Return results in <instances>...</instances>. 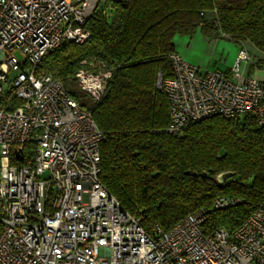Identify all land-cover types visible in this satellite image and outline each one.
Masks as SVG:
<instances>
[{
  "label": "built area",
  "instance_id": "1",
  "mask_svg": "<svg viewBox=\"0 0 264 264\" xmlns=\"http://www.w3.org/2000/svg\"><path fill=\"white\" fill-rule=\"evenodd\" d=\"M99 4L0 0V264H264V202L232 232L206 234L199 208L149 233L143 216L102 183L104 133L57 77L38 71L63 41L89 38L84 24ZM169 61L172 76L156 83L169 101L165 132L182 135L214 115L250 116L264 127V79L247 72L244 43L227 70L202 68L176 51ZM80 64L77 86L101 101L112 66L98 58ZM240 201L219 196L214 207Z\"/></svg>",
  "mask_w": 264,
  "mask_h": 264
},
{
  "label": "trees",
  "instance_id": "2",
  "mask_svg": "<svg viewBox=\"0 0 264 264\" xmlns=\"http://www.w3.org/2000/svg\"><path fill=\"white\" fill-rule=\"evenodd\" d=\"M197 28L210 37L223 33L239 46L248 42L264 54V0H100L84 24L89 38L63 41L38 70L57 77L91 111L104 133L101 181L126 210L143 216L149 233L155 225L167 231L199 208L206 212V234L219 227L232 232L264 202V127L252 117L214 115L182 135L164 131L169 101L157 79L172 76L175 34ZM91 58L105 61L112 72L102 100L87 104L78 92L89 95L74 75L81 60ZM224 171L233 175L220 184L216 176ZM219 196L241 201L217 208Z\"/></svg>",
  "mask_w": 264,
  "mask_h": 264
},
{
  "label": "rangeland",
  "instance_id": "3",
  "mask_svg": "<svg viewBox=\"0 0 264 264\" xmlns=\"http://www.w3.org/2000/svg\"><path fill=\"white\" fill-rule=\"evenodd\" d=\"M212 38H216V41L219 43L216 47L212 40H210L211 37L205 35L200 28H197L191 33L175 34L173 37V43L177 52L188 57L189 62L193 64L199 65L202 68H210L208 70H217L216 68L219 70H225L227 67L229 69L234 62L231 61L234 49L233 41L224 35ZM246 45L251 48L254 47L248 42H246ZM255 50L258 51L256 48ZM257 68L261 69L258 64H256L247 67L246 70L247 72H249V70L254 72ZM72 89L78 92L76 86H73ZM78 94L81 101L87 104L93 102L90 96H86L79 92Z\"/></svg>",
  "mask_w": 264,
  "mask_h": 264
},
{
  "label": "crops",
  "instance_id": "4",
  "mask_svg": "<svg viewBox=\"0 0 264 264\" xmlns=\"http://www.w3.org/2000/svg\"><path fill=\"white\" fill-rule=\"evenodd\" d=\"M210 40H212V42H213V44H214V46L216 47V45H218L219 43L216 41V38H212L211 37V39ZM233 45H234V49H233V56H232V60L231 61H234V59H235V57H236V55H237V52H238V49H239V45L237 44V43H235V42H233ZM246 46V48H247V50H248V52L250 53V55H251V57H252V63L249 65V66H251V65H256V64H258V60H264V54H262V53H259L258 51H256L255 50V48L254 47H248L247 45H245ZM233 48V47H232ZM175 51L177 52V50L175 49ZM177 53H179L180 55H181V53L180 52H177ZM184 59H186V60H188L189 58L188 57H186L185 55H181ZM189 61V60H188ZM231 64V63H230ZM207 69H210V68H207ZM217 70H219L218 68H216ZM228 69V67L225 69V70H227ZM249 73H253L254 74V76L255 77H257V78H259V79H262V78H264V65H262V67H261V69H256V71H250L249 70ZM257 74V75H256ZM258 74H260V75H258Z\"/></svg>",
  "mask_w": 264,
  "mask_h": 264
},
{
  "label": "water",
  "instance_id": "5",
  "mask_svg": "<svg viewBox=\"0 0 264 264\" xmlns=\"http://www.w3.org/2000/svg\"><path fill=\"white\" fill-rule=\"evenodd\" d=\"M16 156L19 157L21 159V153L20 151H17L16 152ZM195 174V173H194ZM203 176H205V173H202ZM233 175V172H230V171H224V172H221L219 173L217 176H216V179L217 181L220 183V184H223L224 181L231 177Z\"/></svg>",
  "mask_w": 264,
  "mask_h": 264
}]
</instances>
